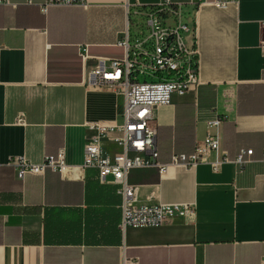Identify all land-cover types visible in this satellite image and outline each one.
Masks as SVG:
<instances>
[{"label":"crops","instance_id":"0c3cea01","mask_svg":"<svg viewBox=\"0 0 264 264\" xmlns=\"http://www.w3.org/2000/svg\"><path fill=\"white\" fill-rule=\"evenodd\" d=\"M11 0L0 6V264H261L264 258V0L226 7L204 0L195 10L199 86L154 110L158 162L191 155L207 122L222 118L221 150L234 160L253 150L251 162L208 164L186 170L156 165L129 173L136 205L192 203L187 217L160 227L120 229L118 186L87 168L86 143L95 124L120 125L124 96L92 86L93 58H122L128 2L87 0L54 6ZM151 4L159 0H139ZM111 155L122 151L101 141ZM63 150L65 167L20 180L7 165L34 164Z\"/></svg>","mask_w":264,"mask_h":264},{"label":"built area","instance_id":"2783aa9c","mask_svg":"<svg viewBox=\"0 0 264 264\" xmlns=\"http://www.w3.org/2000/svg\"><path fill=\"white\" fill-rule=\"evenodd\" d=\"M239 0H216V5ZM204 0H189L196 10ZM87 0H45L40 5L47 13L54 6H86ZM16 6L11 0H0V6ZM128 15L143 20V28L136 25L131 32L128 24L119 45L124 47L122 58H93L87 46L81 53L83 62L94 59L97 64L89 72L92 86L111 87L124 96L123 121L120 125L95 124L96 132L85 146L87 168L98 170L99 180L118 186L121 196L122 218L120 229L160 227L175 217H187L195 210L192 203L136 205L135 190L129 183L132 169L156 165L162 172L170 166L192 170L208 164L214 172L222 165L235 163L244 166L251 162L253 150H241L234 160L221 150L220 127L222 118L207 122V134L203 147L194 154H174L170 164L158 162L157 126L154 110L167 106L174 95H184L199 86V58L196 39V22L185 4L174 0H159L151 4L136 0L127 4ZM264 49V45H263ZM113 139L122 151L111 155L101 147V141ZM264 159V158H263ZM65 154L46 155L43 162L34 164L24 157L10 158L7 165L17 171L20 180L30 176H42L48 169L55 172L65 167ZM264 264V258L261 261Z\"/></svg>","mask_w":264,"mask_h":264},{"label":"rangeland","instance_id":"374dc122","mask_svg":"<svg viewBox=\"0 0 264 264\" xmlns=\"http://www.w3.org/2000/svg\"><path fill=\"white\" fill-rule=\"evenodd\" d=\"M136 25H140L143 26V20L141 18H135L133 16L130 17V28H131V32L137 31Z\"/></svg>","mask_w":264,"mask_h":264}]
</instances>
